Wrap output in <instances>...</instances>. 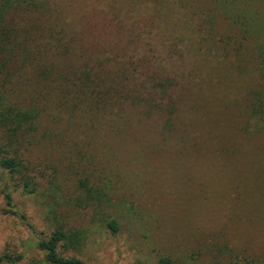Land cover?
I'll list each match as a JSON object with an SVG mask.
<instances>
[{"label":"rangeland","instance_id":"rangeland-1","mask_svg":"<svg viewBox=\"0 0 264 264\" xmlns=\"http://www.w3.org/2000/svg\"><path fill=\"white\" fill-rule=\"evenodd\" d=\"M48 1L57 13L58 30L84 35L96 46L113 42L112 50L126 53L122 47L130 38L120 34L107 0ZM258 2L264 21V0ZM183 35L187 97L183 95L177 120L181 131L176 135L162 130V117L137 123L130 132L118 125L122 121L117 123L116 116H106L100 132L69 133L64 141L57 138L54 146L48 143L32 152L28 170L43 175L34 194L16 187L0 168V188L8 185L13 192L12 206L0 193V255L23 254L16 263L1 264H50L37 242L63 219L89 231L78 254L85 264H157L160 256H170L178 264H212L264 256V192L247 174L250 167L253 174L264 173V163L257 160L264 148L250 151L249 167L231 161L241 145L232 126L248 116L247 94L259 84L258 75L251 67L238 69L245 62L237 56L227 57L218 48L213 55L209 43L199 49L191 45L190 33ZM140 50L148 55L149 47ZM85 177L95 187L112 188L110 206L94 201L88 207L59 208L56 218L51 210L54 200L44 195L48 180L64 183L60 194L69 193L68 186ZM78 189L71 196L84 194ZM105 211L118 218V232L101 223Z\"/></svg>","mask_w":264,"mask_h":264},{"label":"trees","instance_id":"trees-1","mask_svg":"<svg viewBox=\"0 0 264 264\" xmlns=\"http://www.w3.org/2000/svg\"><path fill=\"white\" fill-rule=\"evenodd\" d=\"M107 1L120 34L130 38L122 47L126 53L112 50L113 42L96 46L88 44L84 35L58 30L54 22L58 16L48 0H0L2 172L26 193H38L43 175L28 170L32 152L48 143L54 146L57 138L64 141L69 133L100 132L106 116H116L117 123L122 121L118 125L130 132L137 123L162 117L164 132H180L177 120L183 110V95L187 97L185 31L192 35V46L200 49L209 43L211 54L222 49L227 57L237 56L245 62L238 69L251 67L258 75L259 84L247 94L248 116L232 126L243 146L234 150L231 161H242L249 167L250 151L264 148V21L259 0ZM145 46L149 47L148 55L140 50ZM151 67L156 68L148 70ZM90 135L96 138L94 132ZM257 160L264 163V153ZM247 174L252 185H259L264 192V173L253 174L250 167ZM48 184L44 195L54 200L51 210L56 218L59 208L88 207L94 201L110 206L112 200L108 184L95 187L87 177L68 186L69 193L59 194L65 186L57 178ZM78 188L84 194L71 196ZM0 193L12 206L13 192L8 185L0 188ZM66 217L70 220L68 214ZM100 220L113 233L119 231L120 222L113 212H102ZM88 233L87 228L63 219L49 236L38 239L37 246L44 251L47 263L85 264L78 254ZM22 258L23 254L4 253L0 264ZM157 264L178 263L170 256H160ZM212 264H264V256L245 255Z\"/></svg>","mask_w":264,"mask_h":264}]
</instances>
